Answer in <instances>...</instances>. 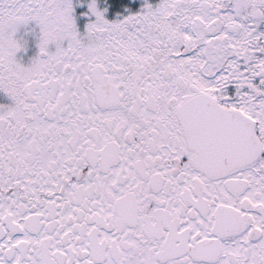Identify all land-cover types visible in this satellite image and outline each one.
Wrapping results in <instances>:
<instances>
[{
    "label": "snow or ice",
    "instance_id": "6c2138e0",
    "mask_svg": "<svg viewBox=\"0 0 264 264\" xmlns=\"http://www.w3.org/2000/svg\"><path fill=\"white\" fill-rule=\"evenodd\" d=\"M0 264H264V0H0Z\"/></svg>",
    "mask_w": 264,
    "mask_h": 264
}]
</instances>
